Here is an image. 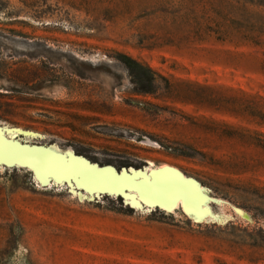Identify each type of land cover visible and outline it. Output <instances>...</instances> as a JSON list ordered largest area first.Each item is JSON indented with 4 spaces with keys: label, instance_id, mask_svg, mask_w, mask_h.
Wrapping results in <instances>:
<instances>
[{
    "label": "rangeland",
    "instance_id": "rangeland-1",
    "mask_svg": "<svg viewBox=\"0 0 264 264\" xmlns=\"http://www.w3.org/2000/svg\"><path fill=\"white\" fill-rule=\"evenodd\" d=\"M111 9L0 0V127L118 173L172 167L205 188L214 216L41 183L2 160L0 264H264V56L185 39L150 0ZM119 54L154 83L137 85Z\"/></svg>",
    "mask_w": 264,
    "mask_h": 264
},
{
    "label": "bare ground",
    "instance_id": "bare-ground-1",
    "mask_svg": "<svg viewBox=\"0 0 264 264\" xmlns=\"http://www.w3.org/2000/svg\"><path fill=\"white\" fill-rule=\"evenodd\" d=\"M17 131L0 127V161L7 160L34 167L35 175L41 183L49 182L50 177L56 182H70L74 179L73 185L83 187L89 193L98 190L123 192L126 188L133 192L132 196H127L132 199V204L141 200L152 207L159 205L166 210H173L178 201H182L190 215L197 216L198 219L214 216L208 207V201L211 199L205 195V188L172 167L151 172L145 169L118 173L109 167L100 168L91 164L72 152L62 156L49 148L21 145L20 140L14 138ZM177 182L184 186L178 187ZM181 198L186 199V202Z\"/></svg>",
    "mask_w": 264,
    "mask_h": 264
},
{
    "label": "trees",
    "instance_id": "trees-1",
    "mask_svg": "<svg viewBox=\"0 0 264 264\" xmlns=\"http://www.w3.org/2000/svg\"><path fill=\"white\" fill-rule=\"evenodd\" d=\"M86 14H98L102 6L112 7L115 16L131 15V0H62ZM150 15L182 29L185 39L214 40L236 48H249L264 56V0H150ZM143 12L138 16L141 17ZM137 85L154 83L155 73L131 57L119 54Z\"/></svg>",
    "mask_w": 264,
    "mask_h": 264
},
{
    "label": "water",
    "instance_id": "water-1",
    "mask_svg": "<svg viewBox=\"0 0 264 264\" xmlns=\"http://www.w3.org/2000/svg\"><path fill=\"white\" fill-rule=\"evenodd\" d=\"M129 172V171H128Z\"/></svg>",
    "mask_w": 264,
    "mask_h": 264
}]
</instances>
